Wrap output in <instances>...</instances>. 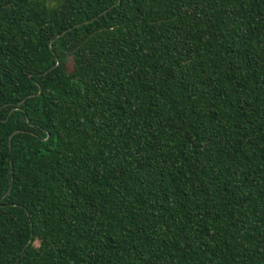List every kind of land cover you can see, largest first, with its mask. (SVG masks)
I'll return each instance as SVG.
<instances>
[{
    "label": "trees",
    "instance_id": "1",
    "mask_svg": "<svg viewBox=\"0 0 264 264\" xmlns=\"http://www.w3.org/2000/svg\"><path fill=\"white\" fill-rule=\"evenodd\" d=\"M0 264H264V0H0Z\"/></svg>",
    "mask_w": 264,
    "mask_h": 264
}]
</instances>
